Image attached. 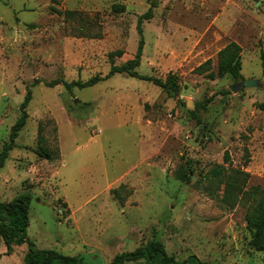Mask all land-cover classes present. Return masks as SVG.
<instances>
[{
  "label": "rangeland",
  "instance_id": "1",
  "mask_svg": "<svg viewBox=\"0 0 264 264\" xmlns=\"http://www.w3.org/2000/svg\"><path fill=\"white\" fill-rule=\"evenodd\" d=\"M150 6L137 70L176 73L178 98L126 73L65 85L133 58ZM66 9L81 14L66 20ZM231 41L242 48L240 78L196 71L211 59L217 72ZM249 79L260 85L230 88ZM54 80L62 82L47 84ZM28 85V118L0 167V200L33 193L27 238L38 248L114 264L117 253L157 240L179 261L264 264L250 244L247 197L231 207L225 184L211 188L205 176L224 165L249 173L245 191L264 188V0H0V152ZM6 250L0 239V264H25L26 244Z\"/></svg>",
  "mask_w": 264,
  "mask_h": 264
},
{
  "label": "trees",
  "instance_id": "2",
  "mask_svg": "<svg viewBox=\"0 0 264 264\" xmlns=\"http://www.w3.org/2000/svg\"><path fill=\"white\" fill-rule=\"evenodd\" d=\"M117 8L123 10L124 5H118ZM152 13V7L150 6L148 11L141 15L138 24V30L140 39L138 47L134 57L126 62L116 65L113 64L109 72L105 75H94L86 81L76 80L67 82L65 85L71 87L77 85L80 88L92 86L99 81H102L116 73H126L130 76H135L146 81H150L157 86L162 87L169 96L179 97L180 81L179 76L176 73L170 72L166 78L156 77L152 75L140 74L137 68L141 63L142 50L144 45L143 29L140 25L142 18H150ZM65 19H73L81 12L77 10L66 9L64 11ZM77 35V33H76ZM81 36L85 35L83 31H80ZM241 46L231 41L226 46L218 51V70H210L211 59L206 60L204 63L196 68V71L200 74H205L208 78L214 79L216 76L224 77L230 75L235 79L241 77L240 69L242 65L241 58ZM121 51H113L110 55L120 54ZM210 70V71H209ZM62 82V80H54L47 83L49 86H54ZM32 98L31 85L27 86V92L24 100L20 104L21 114L16 122L11 127L10 141L5 144L0 152V167L4 165L9 151L15 145V139L18 137L19 132L26 124L28 118L27 107ZM201 103L198 104L199 108ZM264 107V103L260 104ZM194 103L191 112L195 114ZM42 140L40 137L39 141ZM247 150V149H246ZM39 151L47 154L48 149L46 146L41 145ZM246 161L249 160L248 153L246 151ZM225 160H229L228 151L225 152ZM247 163V162H246ZM186 172L181 173L182 179H189ZM209 179V185L212 187L225 184V193L223 200L226 204L234 206L237 202L242 200L239 196L244 194L249 201V205L246 212V220L248 222V228L251 232V246L257 251H264V188L260 185L252 186L249 190L245 191L244 187L249 180V173L242 169H232L229 171L224 165H214L210 172L205 175ZM118 192V191H117ZM34 199L33 193L29 190L22 191L9 201L0 200V239L6 245V252L12 253L16 245H27V251L24 255L25 264H84L81 258L77 255H70L62 253L52 248H38L33 241L27 238V229L30 225V206ZM146 260L148 264H209L206 261L201 260L196 255H189L186 259L179 261L173 256L169 255L164 245L157 240H150L146 244L132 250L117 253L114 256V264H125L126 262Z\"/></svg>",
  "mask_w": 264,
  "mask_h": 264
},
{
  "label": "water",
  "instance_id": "3",
  "mask_svg": "<svg viewBox=\"0 0 264 264\" xmlns=\"http://www.w3.org/2000/svg\"><path fill=\"white\" fill-rule=\"evenodd\" d=\"M259 86L260 85V82L256 79H249V80H242L241 82L237 83V84H234V85H231L230 88L233 90V91H238V89L242 86ZM188 107L189 108H192L193 107V102H192V105H191V102L188 103Z\"/></svg>",
  "mask_w": 264,
  "mask_h": 264
}]
</instances>
